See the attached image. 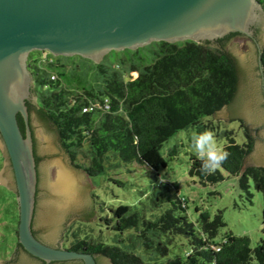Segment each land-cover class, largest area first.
Here are the masks:
<instances>
[{
  "label": "trees",
  "instance_id": "obj_1",
  "mask_svg": "<svg viewBox=\"0 0 264 264\" xmlns=\"http://www.w3.org/2000/svg\"><path fill=\"white\" fill-rule=\"evenodd\" d=\"M259 1L264 7V0ZM223 47L193 41L154 42L137 50L112 51L99 64L36 51L28 60L37 97L34 109L56 131L73 166L89 178L103 175L114 162L159 171L168 166L161 149L174 135L200 125L218 134L220 123L204 121L230 106L239 87L238 62ZM261 62L264 73V48ZM83 67L94 75L90 83L77 78ZM18 120L24 133L23 118ZM245 133L246 143L238 145L233 132H223L229 138L223 150L228 155L211 173L202 170L198 156H192L190 176L205 187L223 182L225 174L237 177L240 190L252 203V183L264 197V168H245V160L254 149V138ZM11 193L15 247L23 249L18 244V203ZM153 196L154 203L163 197V203L170 206L148 217L137 207L121 205L111 210V217L99 219L100 227L115 233L113 244L86 227L74 230L73 226L66 238L72 241L65 247L107 258L112 264H264V207L263 238L253 248L247 236L229 234L216 241L226 227L222 212L213 220L201 214L197 228L189 219L187 199L177 193L172 200L164 191ZM179 238H186L190 249L183 256L163 261ZM142 249L140 256L137 253Z\"/></svg>",
  "mask_w": 264,
  "mask_h": 264
},
{
  "label": "water",
  "instance_id": "obj_2",
  "mask_svg": "<svg viewBox=\"0 0 264 264\" xmlns=\"http://www.w3.org/2000/svg\"><path fill=\"white\" fill-rule=\"evenodd\" d=\"M263 13L259 0H0V150L5 158L0 185L16 195L23 250L47 264H110L101 256L97 263L90 253L48 246L34 233L35 227L45 241L61 245L73 220L88 222L95 216L87 177L70 166L56 131L35 109L33 137L28 108L29 101L36 106L28 68L31 53L81 56L99 64L112 51L137 50L154 42L213 45L231 34L243 35L225 43L239 64V87L234 102L214 119L243 120L254 138L244 166L264 168V90L254 69L257 49L252 40L257 35L264 46ZM25 252L0 264H41Z\"/></svg>",
  "mask_w": 264,
  "mask_h": 264
},
{
  "label": "rangeland",
  "instance_id": "obj_3",
  "mask_svg": "<svg viewBox=\"0 0 264 264\" xmlns=\"http://www.w3.org/2000/svg\"><path fill=\"white\" fill-rule=\"evenodd\" d=\"M262 30V37L264 38V25ZM63 58H71L79 63L84 59L81 56ZM150 60H152V58H150ZM83 63L89 64V62L86 61H83ZM77 74L79 80L85 82L89 81V83L94 77L93 74L87 73L85 67L79 69ZM132 77L136 78L137 74H132ZM32 92L36 99L34 85L32 86ZM35 99L34 103L36 105ZM239 120L243 122V128ZM209 122L213 124L220 123V125L218 124L220 126L218 134L215 132L213 133L222 151L229 143V138L223 136V132L225 131L234 133L233 138L238 145L246 143L247 137L245 131L248 130L243 120L233 118L225 121L223 119H214L213 117L211 120L207 118L204 121L206 124H210ZM204 131H210V129H202L201 125L191 127L179 132L164 143L161 154L168 162V166L167 168L159 169V171L142 167L136 163L123 164L121 162H114L110 165H117V167L108 165L103 175L89 178L84 171L74 167L69 159L70 166L84 173L91 185L92 189L88 191L87 195L92 200V209L95 217L92 221L88 222L77 219L73 220L63 232L62 236L66 235V237L65 240L61 241L60 246L65 247L70 245L72 241L71 237L70 239L66 238L67 232H69L73 226L74 230L86 227L85 229L87 231H91L92 233L96 232V236L106 237L108 238L106 242L108 244H113L115 242V233L107 230L104 226L100 227L99 219L106 216L111 217V210L117 209L121 205L137 207L140 209L141 213L146 214L148 217L151 216L152 213H161L164 208L170 206V203H163L165 200L163 197H160V203H154L156 198L153 194L155 192L160 193L164 191L170 195L172 200H174L177 193L180 198L187 199L189 219L197 228L199 227L201 214L204 213L213 220L219 212H222L226 227L220 230L216 238L217 242H220L226 235L233 234L235 236L249 237L252 247H257L263 238L264 197L262 193L255 189L254 184H251V193L253 197L252 203H249L240 190L239 179L237 177L225 174L226 178L223 182L214 186L205 187L198 182V179L190 176L191 158L192 156H197L191 145V137L193 133L198 134ZM60 147L62 148L61 142ZM3 166L4 160L0 151V172ZM114 180L122 184L116 183ZM168 189H170V192H167ZM13 202L14 197L11 191L0 185V262L2 263L10 262L11 257L15 253H12L15 251L16 239L12 227V216L14 213ZM197 209H199L200 212H198ZM101 232H103L102 235ZM98 233L99 235H97ZM66 240H68V242ZM189 249L188 240L186 238H179L170 256L163 261L173 259L178 255L183 256ZM143 253L144 250L142 249V251H139L137 254L142 256ZM107 260L112 264L109 259Z\"/></svg>",
  "mask_w": 264,
  "mask_h": 264
},
{
  "label": "clouds",
  "instance_id": "obj_4",
  "mask_svg": "<svg viewBox=\"0 0 264 264\" xmlns=\"http://www.w3.org/2000/svg\"><path fill=\"white\" fill-rule=\"evenodd\" d=\"M191 145L198 158L202 161V170L206 173L215 171L228 155L218 146L212 131L193 133Z\"/></svg>",
  "mask_w": 264,
  "mask_h": 264
},
{
  "label": "flooded vegetation",
  "instance_id": "obj_5",
  "mask_svg": "<svg viewBox=\"0 0 264 264\" xmlns=\"http://www.w3.org/2000/svg\"><path fill=\"white\" fill-rule=\"evenodd\" d=\"M240 36H243V35H239V34H237V35H235V36H232V34L231 35H229V36H227V37H225V38H223V39H220V40H217L215 43L217 44L216 46L217 47H219L220 46V48H222V45H224V47L223 48H225V43L227 42V41H229V40H231V39H234V38H238V37H240ZM257 37V35H254L253 37H252V40H253V42H254V44H255V47H256V49H257V61L255 62V64H254V69H256L257 71V74H258V76H260V79L262 80V82H263V84H262V86H263V90H264V73H263V69H262V62H261V53H262V50H263V48H264V46H262L261 45V43L259 42V40L256 38ZM215 43L213 44V46L215 45ZM44 53H46V52H44ZM45 55H47V53L46 54H44V56ZM234 57V56H233ZM235 58V57H234ZM236 59V58H235ZM239 65V64H238ZM28 108H29V112H30V127H31V129H32V133H33V137L35 138V135H34V128H33V125H32V114H33V112H34V104H33V102L32 101H29L28 102ZM23 122H24V120H23ZM24 127L26 128V125H25V122H24ZM1 151V150H0ZM1 155H4L3 153H2V151H1ZM39 158V157H38ZM3 160H4V162H5V158H4V156H3ZM39 161H40V159L38 160V163H39ZM40 182H41V175H40V173H39V182H38V195H37V203H36V215H37V213H38V208H39V204H40V198H41V188H40ZM36 215H35V217H36ZM34 233H35V235H36V237L41 241V242H43L44 244H46V245H48V246H51V247H57V248H60V247H62V246H60V245H52V244H50L49 242H47V241H45V239H43L42 238V236L41 235H39V233H38V231L35 229V227H34ZM65 237H66V235H63L62 236V240H65ZM65 249H67L66 247H64ZM15 251H13L12 253H16L15 254V256H18L20 253H21V251H23V252H25L23 249H17V247H15V249H14ZM26 253V252H25ZM28 256H30V257H32L31 255H29L28 253H26ZM96 257V260H97V256H95ZM33 259H35V260H37L38 262H40L41 264H47V263H45V262H43V261H41V260H39V259H36L35 257H32ZM69 263H71V262H55V263H51V264H69ZM72 263H74V262H72ZM82 263V262H81ZM97 263H98V260H97Z\"/></svg>",
  "mask_w": 264,
  "mask_h": 264
}]
</instances>
